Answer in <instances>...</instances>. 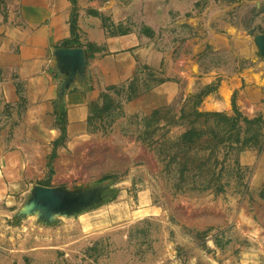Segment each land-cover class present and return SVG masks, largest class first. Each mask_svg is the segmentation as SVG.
I'll use <instances>...</instances> for the list:
<instances>
[{
	"label": "rangeland",
	"instance_id": "374dc122",
	"mask_svg": "<svg viewBox=\"0 0 264 264\" xmlns=\"http://www.w3.org/2000/svg\"><path fill=\"white\" fill-rule=\"evenodd\" d=\"M97 1L101 10L91 12L107 37L146 38L170 65L138 67L129 82L105 89L82 81L84 71L65 88L47 173L24 194L0 196V264H264V56L256 43L264 22L241 18L246 55L242 36L228 30L234 10L252 0ZM14 7L0 0V47L10 52L19 36ZM77 45L87 67L98 48ZM57 78L61 91L65 77ZM72 92L83 105L63 103ZM7 111L0 94V132L12 136ZM36 185L102 188V199L45 220L22 212Z\"/></svg>",
	"mask_w": 264,
	"mask_h": 264
},
{
	"label": "crops",
	"instance_id": "0c3cea01",
	"mask_svg": "<svg viewBox=\"0 0 264 264\" xmlns=\"http://www.w3.org/2000/svg\"><path fill=\"white\" fill-rule=\"evenodd\" d=\"M13 1L15 7L11 13L19 25L14 46L17 51L10 52L8 44L0 47V70L8 74L0 79V94L4 109H9L6 116L13 121L9 128L15 129L12 136L0 132L1 197L26 193L33 184H39L36 180L48 171L46 160L49 146L57 136L56 113L62 100L57 75L65 77L52 53L62 48L66 40L71 41L69 48L79 47L77 42L98 48L82 78V81L90 80L98 89L129 82L138 75V67L156 69L171 62L170 54L161 52L151 41L142 40L134 33L107 37L101 22L92 13L101 10L97 0H76L77 39L70 29V0ZM234 15L238 18L228 24V30L246 39L239 40L238 46L246 55L248 36L241 18L255 15L259 22H264V0L244 1L234 10ZM236 20L238 23L234 26ZM242 74L236 75V79L241 81ZM80 82V78L76 79L72 89L80 90ZM78 93H68L63 103L67 107L83 105L84 98Z\"/></svg>",
	"mask_w": 264,
	"mask_h": 264
},
{
	"label": "water",
	"instance_id": "95a60500",
	"mask_svg": "<svg viewBox=\"0 0 264 264\" xmlns=\"http://www.w3.org/2000/svg\"><path fill=\"white\" fill-rule=\"evenodd\" d=\"M256 43L264 56V35L258 36ZM53 56L65 75L61 86L62 95L75 77L84 73L86 69L84 52L81 48H63L55 50ZM102 192V188L69 192L62 187L50 188L36 185L32 188L30 198L22 212L25 215L38 212L45 220L51 219L53 215L71 216L99 203Z\"/></svg>",
	"mask_w": 264,
	"mask_h": 264
},
{
	"label": "trees",
	"instance_id": "16d2710c",
	"mask_svg": "<svg viewBox=\"0 0 264 264\" xmlns=\"http://www.w3.org/2000/svg\"><path fill=\"white\" fill-rule=\"evenodd\" d=\"M70 29H71V32H72V36H73V37H76L75 25H74V21H73V20L70 22ZM76 39H77V37H76ZM70 42H71V41L66 40V41H65V45H68ZM76 44H77V43H76Z\"/></svg>",
	"mask_w": 264,
	"mask_h": 264
}]
</instances>
